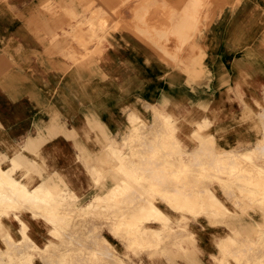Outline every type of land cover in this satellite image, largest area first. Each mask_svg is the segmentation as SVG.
<instances>
[{
	"label": "crops",
	"instance_id": "0c3cea01",
	"mask_svg": "<svg viewBox=\"0 0 264 264\" xmlns=\"http://www.w3.org/2000/svg\"><path fill=\"white\" fill-rule=\"evenodd\" d=\"M55 1L0 0V175L5 182L11 180L18 188L22 186L29 192L38 188L47 191L37 201L23 196L18 190L9 192L8 185L2 187L0 184V233L3 234L0 235V264H46L45 259L48 264H97L92 257L97 248L100 249V264H110L107 261L110 255L106 253L108 245L120 246L121 243L108 228L123 219L124 198L119 195L120 191H124L123 177L135 175L138 166L148 163L150 167H144L143 177L155 179L160 172L157 178H172L179 170L177 173L176 170H161V163H176L179 158L183 162L180 167L188 163L187 156L171 153L167 156L162 153L161 158L158 155L161 163L159 159L157 163L155 157L149 160L153 158L150 149L172 142L173 136L168 131L170 122L166 121L168 117L180 120L174 126L180 135L175 136V140L187 149L201 150L208 142L200 144L189 136L181 137V131L187 135L190 131L199 135L208 132L211 135L208 150L211 147L215 153L207 155L208 161H224L228 151L236 152L235 155L247 156L251 153L253 156L257 146L263 150L259 160L264 161V0H226L227 7L221 13H216L214 6L211 10L214 18L212 25L195 43L196 50L200 44L204 54L201 60L203 76L193 78L188 77V44L182 42L179 48L181 60L176 63L165 56L161 62L155 49L149 47L150 44L147 46L134 40L113 43L114 47H106L99 55L89 59L84 57L85 61L83 50L74 42L59 37L50 39L53 35L77 32V25L85 17L82 11L84 7H81L84 2L81 6L79 3L85 0ZM179 1L186 4L191 0ZM183 7L180 5V11ZM48 12L52 22L46 17ZM32 14L35 18L29 16ZM29 17L33 18V22L30 23L29 19H32ZM40 21L44 25L47 22V27L40 28L43 24ZM61 30L66 31L62 33ZM48 46L51 52L47 51ZM74 55L81 57L75 58ZM157 115L160 116L158 120ZM186 115H193V120H182ZM201 124L206 127L201 128ZM156 129H160V132ZM151 130L154 134H151ZM139 143L143 147L149 145L148 156H130V146ZM112 151L115 152L114 157L107 155ZM199 157L196 159L202 161L203 156ZM136 159L141 165L135 163ZM102 165H108L109 170ZM117 175L119 178H113ZM244 177L246 183L247 165ZM263 187L260 186L261 189ZM211 188L216 197H224L217 183ZM113 190L116 199L111 195L108 197ZM137 191H132L133 201L139 198L141 191ZM99 198L102 199L100 202L97 201ZM157 201L154 204L166 216L181 219L180 225L197 228V264H219L215 260L218 256L216 243L229 235L231 227L236 225L235 218L224 213L214 218L212 214L215 213L206 209L209 203L203 197L202 200L196 198L201 212L197 213L195 219L189 218V206L177 211L165 201ZM112 209L117 212L113 213ZM86 210L89 211L88 215H84ZM242 223L244 226L264 228V217L247 212ZM147 224L155 226L159 223L151 220ZM93 226L97 234L91 232ZM63 227L68 230L64 231ZM248 238L253 240L252 236ZM71 240L75 242L72 244ZM74 245L80 249L75 250ZM180 264H184L182 259Z\"/></svg>",
	"mask_w": 264,
	"mask_h": 264
},
{
	"label": "rangeland",
	"instance_id": "374dc122",
	"mask_svg": "<svg viewBox=\"0 0 264 264\" xmlns=\"http://www.w3.org/2000/svg\"><path fill=\"white\" fill-rule=\"evenodd\" d=\"M87 1L84 2L83 4V7H85L84 8L85 17L81 21V23L78 24L76 28L77 32L65 33L64 34L65 36L63 34H59L58 37L60 39H64L65 37V39L71 40L74 43H76L77 47H80L81 49L84 48L83 49L84 55L87 57V59H88V55L90 54L91 56H89V58L95 55H99L100 52L104 50L106 47H114L113 43H116L119 41L128 42L129 40L130 41L134 40V41L143 43L145 45H147V43L150 44L149 47L155 49L157 58L161 62L164 61V56H165L169 61H172L173 63L179 62L180 60L179 48H180L181 42L187 43L188 44L187 64L189 67L188 77H201L203 74V70L201 69L202 68L201 60L203 59L204 54H202L203 52L200 48V44H199L198 50H196V46L194 45L198 39H201V36L206 33L208 28L213 23L214 18L211 16V10L213 9L215 5L216 13L218 11H220L221 13L222 12L221 10L225 9L228 4L226 0H201L197 2V7L195 9V12H193L192 16L186 20V24L184 25V28H182V30L180 29L179 31H177V29L174 27V18H175V15H177L180 12V9H181L180 5H184L185 2H181L179 0H141L140 1L141 3L139 2V0H130V1L129 0H123V1L113 0V2L111 0H102V1L101 0H87ZM110 1L114 4V7H112L113 4H109L111 3ZM124 3L125 5L127 4V6H125ZM128 3H130V5ZM97 6H99V8ZM117 8L118 10H121L122 14L121 12L120 14H118L119 11L117 10ZM128 8L129 9L132 8V9L129 10ZM122 9L123 10L126 9V10L123 11ZM151 9H153V11ZM161 12H164L165 14ZM124 14L128 17H126ZM205 14L207 15L205 16ZM109 15L110 16L112 15L111 17L112 18L114 17V18L113 19L110 18ZM123 15L125 16V18ZM101 16H103L104 18ZM172 17L174 18L172 19ZM107 18H110V20H107ZM130 18L131 20H129ZM118 19L120 20L122 19L123 22L122 21L119 22ZM171 20L173 21L171 22ZM220 20L221 22L223 21V19H220ZM124 24H126L127 26ZM128 24H130V27L128 26ZM99 26L100 28H98ZM93 29H94V32H93ZM86 30H88V32ZM192 30L194 31L192 32ZM79 33L82 36H78L80 35ZM53 36H51V38L52 37L54 39L57 38L55 37L57 35H53ZM82 37L86 38L88 42L84 40ZM85 42L87 43L88 47L90 46V48L87 47ZM83 46H85L86 48ZM92 46H95V47H92ZM198 59L200 60L199 63H198L199 61ZM192 69L195 70L196 73ZM191 71L193 72V74ZM158 116L159 115H157V120H158ZM185 119L188 121H192L193 115H186L185 118L182 120H185ZM166 121L170 122V126H171V127L169 126L170 128L168 129V131L171 133V136H173L172 142L170 144L171 146L167 145V146H161L159 148L156 147V149L153 150V152L158 150V153H156L157 152L156 151L152 154V156L154 157V155L157 154L155 156L157 158L158 154L159 155H161L162 153L170 154V151H171L170 155L187 156V161L189 164H191V168H190L191 171H189L188 174L185 175L186 178L185 176L183 179L181 178V175L177 173V170L180 168L178 166H180V164H182L183 162H181L179 158V160L176 162L177 164L174 162L161 163V165H163L164 167V168L162 167L163 169H167L168 171H171V169L173 171L176 170L177 174L173 175L172 178L167 177V178L148 179V178L143 177L145 174L144 167H146L147 165L145 166L141 165L142 167L140 166L141 168L139 167V170L136 171L135 175L131 177H127L125 175V180H124L125 183H124V191H123L124 194L121 193V191L119 194L120 196L123 195L124 203L125 205H127V206L124 205L125 208L123 211V219L119 220L117 224H114L112 227L109 226L108 228L109 230L113 232L114 236L118 237L121 243H120V246H116L114 244L108 245L107 251H108V254L110 255L108 257V262L110 264H180L181 259H182L184 264H197L198 263V259H197L198 230L195 226L193 225L186 226L184 224L180 225L181 219L177 220V218L175 219L169 216H167L168 220H163L162 218L161 219L162 222H158L159 223L158 225L151 226V225H148L147 222L153 219H149L148 221H146L147 219H143L142 211L144 207L148 204L147 203L148 200L152 202H155V201L158 202L157 200H163L171 208L177 211L181 210V207H185L186 209V207L189 206L190 207V209H188L189 218L195 219L197 213L201 212V208L199 207V205H197L199 207L198 208L196 204H194L196 203L197 196L200 195L201 197H204L203 198L204 200L211 202L209 198L212 196V194L215 195L214 190L211 187L214 183H217V186L223 191L224 197L223 198L219 197L222 201L218 198L223 205L220 206L218 210H216L217 212L215 214H212V215L215 218V217H218L219 215H223L224 213L230 217H234L236 225L231 227V232H229V235L225 239H221L220 241L216 243L217 248H218V256L216 257L217 259L215 258V260L219 264H264V240H263L264 239V228L263 226L251 227V226H244L242 223L245 213L247 212L250 213L252 211L256 215L262 214V216L264 217V196L261 194V192L264 191V187L262 189L260 188L261 185H264V161L259 160L260 153H261L260 146L259 147L257 146L256 149L253 151V156L250 155L251 153H248L247 156H244V155H235L236 152L228 151L225 156L226 160L208 161L207 155L209 153L210 154L215 153V151L213 152L211 150V147H210V150H208L210 146L209 143H211L209 142L211 141V135L208 134V132L207 133L203 132L202 135H199V134H196L195 131H190V134L187 135V133L183 134V131H181L182 132L181 137L189 136V138L198 140L200 144L205 141L208 142L207 146L204 149H201L199 151H196V149H187L186 146L181 145L180 141L175 140V136L179 137L180 135L179 133H177L178 130L174 128V126L180 120L171 116V118L168 117ZM204 125L205 124H203V126ZM203 126H200V127L202 128ZM162 133L164 134L165 132L162 131ZM158 135L159 134L157 132V136ZM141 146L142 145L140 144L132 146L131 148L132 153L130 151V156H133V157L140 156L141 157L143 153L145 154V151L147 154L148 147H146V150H145V147L142 149ZM163 149L165 150V152L166 151L167 152L164 153ZM135 151L136 152L138 151L137 156H136ZM190 151L192 154L189 153ZM202 151L205 154H203ZM196 153H198V157L203 156L202 161L201 160L199 161V159H196L197 157L195 156ZM109 155H113L114 157L115 152L114 151H112V153L109 152ZM165 164H168L169 166L167 165V168H166V166H164ZM246 165H247V169L249 170H248L247 182L245 183L243 179L245 180L244 173H245ZM248 165L252 166L253 169H255L256 171L253 170L251 172L250 171L251 167H249ZM195 169L196 170L200 169L201 174H203L204 176L203 177H201V175L196 176L194 172ZM253 179L255 181H253ZM151 180L152 182H155V183L150 182ZM165 180H167V182L169 183H167ZM127 181L131 184L130 187H128L129 183H127L128 185L126 184ZM183 182L184 183L186 182L185 184H188L187 185L188 187L183 186L184 184ZM255 187L257 188L255 189ZM132 188L136 191L137 189L141 191L139 197L142 199L138 198V200L133 201L132 199L133 189ZM191 188H193V190ZM125 193H128V194H125ZM243 193L244 195L241 198V195ZM111 194H114V197H115L114 190L112 193L109 192L108 197ZM142 194L146 195V198H144L145 196H143ZM128 197L130 200L128 199ZM164 198H169L168 200L170 202H167L166 199ZM97 200L98 202H100L102 199L100 200L99 198ZM137 201L138 202L140 201V202L138 203ZM133 205L134 206L137 205V206L134 208ZM132 207L133 209H131ZM222 208H224L223 209L224 211L222 210ZM130 210H134V211H130ZM85 213L86 215H88L89 211L86 210ZM92 214H93V211H92ZM127 215L128 217L129 215L131 218L133 217V221L130 217L128 219ZM146 217L147 216H145L144 218ZM130 219L131 221H129ZM137 220L141 222H138ZM183 221L185 222L186 220L184 219ZM138 223L140 225H137ZM151 228L152 229L155 228L157 229V231H152ZM119 230H120V233H118ZM91 232H93V234L96 232V228L94 229V226ZM254 232L257 235L254 234ZM248 236H252L253 240H249ZM134 238H137L138 240L135 239L136 240L135 241ZM149 240L152 242L150 243ZM152 243L155 244V247L152 246L153 245ZM99 250L100 249L97 248L96 254L95 253L92 254L93 259L97 260V264H100ZM190 252H192L193 254L190 255ZM246 254H248L250 258H248ZM241 259H242V262H241Z\"/></svg>",
	"mask_w": 264,
	"mask_h": 264
},
{
	"label": "bare ground",
	"instance_id": "6f19581e",
	"mask_svg": "<svg viewBox=\"0 0 264 264\" xmlns=\"http://www.w3.org/2000/svg\"><path fill=\"white\" fill-rule=\"evenodd\" d=\"M56 1H57V0H56ZM56 1H55V3H56ZM68 1H69V0H68ZM86 1H87V0H86ZM86 1H81V2L79 3L80 6H81V3H82V2H86ZM101 1H102V0H101ZM111 1L113 2V0H111ZM111 1H110V2H111ZM122 1H123V0H122ZM129 1H130V0H129ZM140 1H141V0H139V2H140ZM43 2H44V1H43ZM87 2H88V1H87ZM103 2H104V1H103ZM112 2L109 3V4H113ZM127 2H128V1H127ZM139 2H138V3H139ZM198 2H199V1H198ZM238 2H239V1H238ZM77 3H78V2H77ZM90 3H91V2H90ZM140 3H141V2H140ZM140 3H139V4H140ZM39 4H40V3H39ZM41 4H42V3H41ZM41 4H40V5H41ZM83 4H84V3H83ZM103 4H104V3H103ZM109 4H108V5H109ZM128 4L130 5V3H128ZM132 4H133V3H132ZM181 4H182V3H181ZM232 4H233V3H232ZM232 4H231V5H232ZM124 5H125V3H124ZM134 5H135V4H134ZM134 5H133V6H134ZM142 5H143V4H142ZM217 5H218V4H217ZM105 6H106V5H105ZM122 6H123V5H122ZM125 6H127V4H126ZM131 6H132V5H131ZM214 6H215V5H214ZM219 6H220V5H219ZM57 7H58V6H57ZM70 7H71V6H70ZM81 7L83 8V6H81ZM88 7H89V6H88ZM97 7L99 8V6H97ZM106 7H107V6H106ZM109 7H110V6H109ZM112 7H114V4H113ZM129 7H130V6H129ZM196 7H197V0H191V1H188L186 4H184V7H183L182 11H180L177 15H175V18L172 17V19L174 18V27L177 29V31H179L180 29L184 28V25L186 24V20L189 19V18L192 16L193 12H195ZM204 7H205V6H204ZM84 8H85V7H84ZM119 8H120V7H119ZM121 8H122V7H121ZM125 8H126V7H125ZM140 8H141V7H140ZM72 9H73V8H72ZM105 9H106V8H105ZM113 9H115V8H113ZM128 9H129V8H128ZM131 9H132V8H130L129 10H131ZM201 9H202V8H201ZM213 9H214V7H213ZM67 10H68V8H67ZM67 10H66V11H67ZM80 10H81V9H80ZM83 10H84V9H82V11H83ZM117 10H118V8H117ZM122 10H123V9H122ZM125 10H126V9H125ZM125 10H123V11H125ZM151 10L153 11V9H151ZM156 10H157V9H156ZM29 11H30V10H29ZM40 11H41V10H40ZM40 11H39V13H40L41 15H43L44 13L42 14ZM44 11H45V10H44ZM49 11H50V10H49ZM72 11H73V10H72ZM82 11H81V12H82ZM94 11H95V10H94ZM94 11H93V12H94ZM113 11H114V10H113ZM118 11H119V12H118ZM118 11H117L118 14H120L121 10H118ZM127 11H128V10H127ZM127 11H126V12H127ZM139 11H140V10H139ZM159 11H160V10H159ZM213 11H214V10H213ZM31 12H32V11H31ZM31 12H30V13H31ZM35 12H36V11H35ZM45 12H46V11H45ZM50 12H52V11H50ZM50 12H48V13H47L48 16H46V17H48V20H50V19H49V16H51V15H49ZM93 12H92V13H93ZM96 12H97V11H96ZM111 12H112V11H111ZM114 12H115V11H114ZM117 12H116V13H117ZM204 12H205V11H204ZM36 13H37V12H36ZM39 13H37V14H39ZM94 13H95V12H94ZM135 13H136V12H135ZM135 13H134V14H135ZM154 13H155V12H154ZM161 13H164V12H161ZM53 14H54V13H53ZM65 14H66V13H65ZM67 14H68V13H67ZM90 14H91V12H90ZM121 14H122V12H121ZM129 14H130V12H129ZM164 14H165V13H164ZM199 14H200V13H199ZM74 15H75V14H74ZM92 15H93V14H92ZM92 15H91V16H92ZM106 15H107V14H106ZM124 15H125V14H124ZM124 15H123V16H124ZM131 15H132V14H131ZM200 15H201V14H200ZM206 15H207V14H205V16H206ZM29 16H34V18H35V15H33V14H32V15H29ZM38 16H39V15H37L36 17L38 18ZM54 16H55V15H54ZM54 16H53V18H54ZM64 16H65V15H64ZM70 16H71V15H70ZM109 16H110V15H109ZM111 16H112V15H111ZM111 16H110V18H112ZM118 16H119V15H118ZM125 16H126V15H125ZM125 16H124V18H125ZM203 16H204V15H203ZM41 17H43V16H41ZM101 17H103V16H101ZM105 17H106V16H105ZM115 17H116V15H115ZM126 17H128V16H126ZM29 18L32 19V21L29 19L30 23L33 22V18H32V17H29ZM39 18H40V16H39ZM62 18H63V17H62ZM103 18H104V17H103ZM110 18H107V20H110ZM113 18H114V17H113ZM113 18H112V19H113ZM124 18H123V19H124ZM131 18H132V17H131ZM131 18H130L129 20H131ZM160 18H161V17H160ZM198 18H199V16H198ZM205 18H206V17H205ZM209 18H210V17H209ZM65 19H66V18H65ZM154 19H155V18H154ZM162 19H163V18H162ZM203 19H204V18H203ZM25 20H26V22H27V19H26V18H25ZM25 20H24V21H25ZM46 20H47V19H46ZM51 20H53V19H51ZM51 20H50V21H51ZM61 20H62V19H61ZM69 20H70V19H69ZM89 20H90V19H89ZM96 20H97V19H96ZM118 20H119V22L122 21V19H121V20L118 19ZM126 20H127V18H126ZM163 20H164V19H163ZM37 21H38V20H36V22H37ZM42 21H43V20H42ZM42 21H40V22H42ZM44 21H45V19H44ZM54 21H55V20H54ZM116 21H117V20H116ZM172 21H173V20H171V22H172ZM197 21H198V20H197ZM40 22H38V23H40ZM51 22H52V21H51ZM51 22H50V24H51ZM63 22H64V20H63ZM63 22L61 21V23H63ZM65 22H67V21H65ZM119 22H118V23H119ZM122 22H123V21H122ZM122 22H121V23H122ZM151 22H152V21H151ZM165 22H167V21H165ZM42 23H43V22H42ZM46 23H47V22H45V25H46ZM54 23H55V22H54ZM57 23H58V22H57ZM61 23L59 22V25H60ZM78 23H79V22H78ZM106 23H108V22H106ZM203 23H204V22H203ZM33 24H34V23H33ZM35 24L38 25V26L40 25V24H37V23H35ZM66 24H67V23H66ZM92 24H93V23H92ZM98 24H100V23H98ZM122 24H123V23H122ZM160 24H161V23H160ZM166 24H167V23H166ZM195 24H196V23H195ZM200 24H201V23H200ZM208 24H209V23H208ZM208 24H207V25H208ZM36 25H35V26H36ZM45 25H44V23H43V24L41 25L40 28H43ZM52 25H53V23H52ZM52 25H51V26H52ZM59 25H58V26H59ZM68 25H69V24H68ZM68 25H67V26H68ZM73 25H74V24H73ZM76 25H77V24H76ZM76 25H75V27H76ZM106 25H107V24H106ZM124 25H126V24H124ZM201 25H202V24H201ZM201 25H200V26H201ZM207 25H206V26H207ZM29 26H31V25H29ZM55 26H56V25H55ZM77 26H78V25H77ZM94 26H95V25H94ZM116 26H117V25H116ZM119 26H121V25H119ZM126 26H127V25H126ZM128 26L130 27V24H128ZM138 26H139V25H138ZM46 27H47V25H46ZM46 27H45V29H44L45 32H46V30H47ZM48 27H49V26H48ZM65 27H66V25H65ZM101 27H102V26H101ZM140 27H141V26H140ZM142 27H143V26H142ZM204 27H205V26H204ZM32 28H33V27H32ZM35 28H36V27H35ZM35 28H34V29H35ZM51 28H52V27H51ZM51 28H50V29H51ZM53 28H54V27H53ZM76 28H77V27H76ZM98 28H100V26H99ZM124 28H125V27H124ZM48 29H49V28H48ZM54 29H55V28H54ZM59 29H60V28H59ZM95 29H96V28H95ZM193 29H195V28H193ZM51 30H52V29H51ZM68 30H69V29H68ZM72 30H73V28H72ZM98 30H99V29H98ZM100 30H101V29H100ZM31 31H32V30H31ZM47 31H48V30H47ZM49 31H50V30H49ZM63 31H66V30H63ZM63 31L61 30L60 32L63 33ZM80 31H81V30H80ZM86 31L88 32V30H86ZM95 31H96V30H95ZM193 31H194V30H192V32H193ZM45 32H44V33H45ZM87 32H86V33H87ZM93 32H94V29H93ZM48 33H49V32H48ZM72 33H73V32H72ZM80 33H81V32H80ZM80 33H79V34H80ZM86 33H85V34H86ZM188 33H189V32H188ZM81 34H82V33H81ZM81 34L78 35V36H82ZM83 34H84V32H83ZM87 34H88V33H87ZM193 34H194V33H193ZM63 35H64V34H63ZM73 35H74V34H73ZM41 36H42V35H41ZM41 36H39V37H41ZM64 36H65V35H64ZM75 36H76V34H75ZM135 36H136V35H135ZM193 36H194V35H193ZM36 37H37V36H36ZM42 37H43V36H42ZM53 37H54V36H53ZM53 37H52V38H53ZM55 37H58V35L55 36ZM84 37H85V36H84ZM191 37H192V36H191ZM49 38H50V37H49ZM52 38H50V39H52ZM67 38H68V37H67ZM80 38H81V37H80ZM82 38H83V37H82ZM189 38H190V37H189ZM55 39H56V38H55ZM57 39H58V38H57ZM69 39H70V38H69ZM76 39H77V38H76ZM78 39H79V38H78ZM83 39L86 40V38H83ZM95 39H96V38H95ZM95 39H94V40H95ZM48 40H49V39H48ZM61 40H62V39H61ZM61 40H60V41H61ZM63 40H65V37H64ZM79 40H80V39H79ZM144 40H145V39H144ZM66 41H67V40H66ZM69 41H71V40H69ZM82 41H83V40H82ZM86 41L88 42V40H86ZM72 42H73V41H71V43H72ZM188 42H189V41H188ZM52 43L54 44V42H52ZM52 43H51V46H53ZM67 43H68V42H67ZM71 43H70V44H71ZM90 43H92V42H90ZM57 44H58V43H57ZM75 44H76V43H75ZM85 44L87 45L86 42H85ZM93 44H94V43H93ZM147 44H148V43H147ZM185 44H186V43H185ZM198 44H199V43H198ZM68 45H69V43H68ZM89 45H90V44H89ZM148 45H149V44H148ZM193 45H194V44H193ZM69 46H70V45H69ZM73 46H74V45H73ZM73 46H72V47H73ZM194 46H195V45H194ZM62 47H64V46H62ZM62 47H61V48H62ZM74 47H76V45H75ZM74 47H73V48H74ZM83 47H85V46H83ZM87 47H88V45H87ZM92 47H95V46H92ZM185 47H186V46H185ZM52 48H54V47H52ZM52 48H51V50H52ZM56 48H57V47H56ZM70 48H71V47H70ZM73 48H72V49H73ZM85 48H86V47H85ZM88 48H90V46H89ZM49 49H50V46H48V50H47V51H50ZM83 49H84V48H83ZM83 49H82V50H83ZM153 49H154V48H153ZM70 50H71V49H70ZM76 50H77V49H76ZM78 50H80V49L78 48ZM92 50H94V49H92ZM184 50H185V49H184ZM186 50H188V49L186 48ZM53 51H54V50H53ZM55 51H56V50H55ZM57 51H59V48H58ZM83 51H84V50H83ZM83 51H81V52L84 53ZM86 51H87V50H86ZM44 52H46V51H44ZM50 52H51V51H50ZM87 52H88V51H87ZM180 52H181V51H179V54H180ZM198 52H199V51H198ZM55 53H56V52H55ZM58 53H59V52H58ZM76 53H77V52H76ZM85 53H86V52H85ZM182 53H183V52H182ZM185 54H186V53H185ZM185 54H184V55H185ZM202 54H203V53H202ZM49 55H50V53H49ZM81 55H82V54H81ZM74 56H75V55H74ZM89 56H91V54L88 55V59H89ZM72 57H73V56H72ZM76 57H77V56H75V58H76ZM78 57H79V56H78ZM78 57H77V58H78ZM80 57H81V56H80ZM80 57H79V58H80ZM200 57H201V56H200ZM200 57H199V59H200ZM83 58H84V56H83ZM83 58H82V59H83ZM85 58H87V57L85 56ZM85 58H84V59H85ZM194 58H195V57H194ZM84 59H83V60H84ZM177 59H178V58H177ZM199 59H198V60H199ZM165 60H166V59H165ZM180 60H181V59H180ZM198 60H197V61H198ZM80 61H81V60H80ZM85 61H86V59H85ZM191 61H193V60H191ZM188 62H189V61H188ZM199 62H200V60L198 61V63H199ZM76 63H78V62H76ZM82 63H83V62H82ZM193 64H194V62H193ZM193 66H194V65H193ZM184 68H185V67H184ZM192 68H193V67H192ZM190 69H191V68H190ZM193 69H194V68H193ZM193 69H192V70H193ZM185 70H186V69H185ZM198 70H199V69H198ZM189 71H190V70H189ZM191 72H192V71H191ZM195 73H196V71H195ZM192 74H193V72H192ZM185 75H186V74H185ZM202 76H203V74H202ZM192 78H193V77H192ZM185 79H187V78H185ZM196 79H197V78H196ZM198 80H199V79H198ZM184 81H185V80H184ZM191 81H192V80H191ZM194 81H195V80H194ZM195 82H196V81H195ZM159 117H160V116H159ZM129 118H130V117H129ZM50 120H53V119L51 118ZM157 124L159 125V123H157ZM150 125H151V124H150ZM150 125H148V126H150ZM162 125H163V124H162ZM50 126H51V125H50ZM53 126H54V125H53ZM53 126H51V127H53ZM155 126H156V125H155ZM201 126H202V124H201ZM160 127H161V126H160ZM204 127H206V126H204ZM54 128H56V127H54ZM138 128H139V127H138ZM153 128H154V127H153ZM49 129H50V128H49ZM150 129H152V128H150ZM150 129H149V131H150ZM261 129H262V128H261ZM47 130H48V129H47ZM52 130H54V129H52ZM68 130H69V129H68ZM129 130H130V129H129ZM152 130H153V129H152ZM152 130H151V134H154V133L152 132ZM157 130H158V129H156L155 131H157ZM159 130H160V129H159ZM159 130H158V131H159ZM50 131H51V129H50ZM162 131H163V130H162ZM52 132H53V131H52ZM58 132H59V131H58ZM70 132H71V131H70ZM72 132H73V131H72ZM159 132H160V131H159ZM136 133H137V132H136ZM130 135H132V134H130ZM50 136H51V135H50ZM154 136H155V135H154ZM154 136H153V137H154ZM161 136H162V135H160V138H161ZM140 137H141V136H140ZM145 137H146V136H145ZM142 138H144V137L142 136ZM130 139H131V138H130ZM132 140H133V138H132ZM155 140H156V139H155ZM155 140L152 141V142H155ZM159 140L161 141V139H159ZM168 140H169V139H168ZM26 141H27V140H26ZM135 141H136V140H135ZM145 141H146V140H144V146L147 145V144H145ZM147 141H148V140H147ZM150 141H151V140H150ZM165 141H167V140H165ZM124 142H125V141H124ZM139 142H141V141H139ZM163 142H164V141H163ZM197 142H198V141H197ZM38 143H39V142H38ZM148 143H149V142H148ZM150 143H151V142H150ZM150 143H149V144H150ZM158 143H159V142H158ZM166 143H167V142H166ZM139 144H140V143H139ZM141 144H142V143H141ZM156 144H157V140H156ZM156 144H155V145H156ZM159 144H160V143H159ZM161 144H162V142H161ZM121 145H122V144H121ZM157 145H158V144H157ZM167 145H168V144H167ZM210 145H211V144H210ZM104 146H105V145H104ZM150 146H153V145H150ZM170 146H171V145H170ZM141 147H142V149L144 148L143 146H141ZM131 148H132V146H130V148H129L130 151H131V153H132V149H131ZM148 148H149V145H148ZM148 148H147V149H148ZM150 148H152V147H150ZM158 148H159V147H158ZM204 148H205V147H204ZM253 148H254V147H253ZM155 149H156V148H154V149H150V150L153 151V150H155ZM145 150H146V147H145ZM145 150H144V151H145ZM148 150H149V149H148ZM150 150H149V151H150ZM159 150H160V149H159ZM205 150H206V149H205ZM104 151H105V150H104ZM116 151H117V150H116ZM149 151H148V152H149ZM156 151H157V152H156ZM156 151H154V152L158 153V150H156ZM163 151H164V153L167 152V151L165 152L164 149H163ZM169 151H170V150H169ZM196 151H199V150L196 149ZM214 151H215V150H214ZM214 151H213V152H214ZM261 151H263V150H261ZM105 152H106V151H105ZM135 152H136V151H135ZM137 152H138V151H137ZM137 152H136V156H137ZM154 152H153V153H154ZM160 152H161V151H160ZM111 153H112V152H111ZM150 153H151V152H150ZM153 153H152V154H153ZM170 153H171V151H170ZM189 153H191V151H190ZM199 153H201V152H199ZM202 153H203V151H202ZM221 153H223V152H221ZM258 153H259V151H258ZM104 154H105V153H104ZM143 154H144V153H143ZM145 154H146V151H145ZM172 154H173V153H172ZM191 154H192V153H191ZM203 154H205V153H203ZM207 154H208V152H207ZM207 154H206V155H207ZM211 154H212V153H211ZM236 154H237V153H236ZM18 155H19V154H18ZM107 155H109V153H108ZM132 155H133V154H132ZM138 155H139V153H138ZM156 155H157V154H156ZM156 155H154V157H155ZM158 155H159V154H158ZM162 155H163V154H162ZM164 155H166V154H164ZM188 155H189V154H188ZM222 155H223V154H222ZM258 155H259V154H258ZM260 155H261V153H260ZM15 156H16V155H14V157H15ZM112 156H113V155H112ZM123 156H124V155H123ZM146 156H148V154H147ZM166 156H167V155H166ZM189 156H190V155H189ZM197 156H198V155H197ZM18 157H19V156H18ZM125 157H126V156H125ZM132 157H133V156H132ZM138 157L140 158V156H138ZM138 157H136V158H138ZM142 157L144 158V156H142ZM154 157H153V158H149V160H150V159H155V158H156V157H155V158H154ZM190 157H191V156H190ZM194 157H195V156H194ZM12 158H13V157H12ZM102 158L104 159V156H103ZM115 158H116V156H115ZM119 158H120V157H119ZM134 158H135V157H134ZM143 158H142V160H143ZM145 158H148V157H145ZM159 158H161V155H160ZM159 158H158V156H157L156 159H159ZM199 158H200V157H199ZM205 158H206V157H205ZM205 158H204V160H205ZM257 158H258V157H257ZM19 159H20V158H19ZM99 159H100V158H99ZM121 159H122V158H121ZM20 160H21V159H20ZM96 160H97V159H95V161H96ZM105 160H107V159H105ZM114 160H115V159H114ZM114 160H112V161H114ZM133 160H134V159H133ZM136 160H137V162H135V163L138 164V163H139V162H138V159H136ZM136 160H135V161H136ZM146 160H147V159H146ZM146 160H145V162H146ZM160 160H161V159H159V161H160ZM200 160H201V159H200ZM200 160H199V161H200ZM23 161H24V160H23ZM27 161H28V160H27ZM100 161H102V160H100ZM157 161H158V160H157ZM242 161H243V160H242ZM244 161H245V160H244ZM103 162H104V160H103ZM103 162H102V163H103ZM127 162H128V161H127ZM142 162H143V161H142ZM165 162H166V161H165ZM246 162H247V161H246ZM96 163H98V162H96ZM143 163H144V162H143ZM151 163H152V161L150 162V164H151ZM154 163L156 164V161H154ZM157 163H158V162H157ZM159 163H161V161H160ZM197 163H198V162H197ZM239 163H240V161H239ZM106 164H107V161H106ZM115 164H116V163H115ZM139 164L141 165V163H139ZM176 164H177V163H176ZM242 164H243V163H242ZM25 165H26V164H25ZM31 165H32V164H31ZM145 165H148V163H147V164L144 163V165H142V166H145ZM166 165H168V164H166ZM170 165H171V164H170ZM196 165H197V164H196ZM205 165H206V164H205ZM94 166H95V165H94ZM99 166H100V165H99ZM102 166H104V165H102ZM142 166H141V167H142ZM164 166H165V165H164ZM168 166H169V165H168ZM237 166H238V165H237ZM239 166H240V165H239ZM248 166H249V165H248ZM106 167H107V168H106ZM106 167L104 166V168H106V169L109 168L108 165H107ZM138 167H140V166H138ZM138 167H137V168H138ZM141 167H140V168H141ZM148 167H150V166H147V168H148ZM154 167H155V166H154ZM154 167H153V168H154ZM156 167H157V164H156ZM161 167H163V166H161ZM178 167H180V166H178ZM220 167H221V166H220ZM249 167H251V166H249ZM92 168H93V167H92ZM95 168H96V167H95ZM101 168H102V167H101ZM111 168L113 169V167L110 166V169H111ZM151 168H152V164H151ZM163 168H164V167H163ZM163 168L161 169V168L159 167V169H161V170H164ZM166 168H167V166H166ZM190 168H191V164H189V163H185V164L182 165V167H180V168L178 169V170H179V175H181V178H182V179L184 178V176H185L186 174H188L189 171H191ZM193 168H194V167H193ZM261 168H262V167H261ZM38 169H39V168H38ZM106 169H105V170H106ZM117 169H118V168H117ZM117 169H116V170H117ZM120 169H121V168H120ZM125 169H126V168H125ZM142 169H143V168H142ZM156 169H157V168H155V170H156ZM169 169H171V168H169ZM212 169H213V168H212ZM250 169H251V168H250ZM91 170H92V169H91ZM93 170H96V171H97V170H100V169H94V168H93ZM108 170H109V169H108ZM140 170H141V169H140ZM149 170H150V169H149ZM149 170H148V171H149ZM152 170H154V169H152ZM155 170H154V172H155ZM157 170H158V169H157ZM166 170H167V169H166ZM171 170H172V169H171ZM193 170H194V169H193ZM248 170H249V169H247V171H248ZM251 170L253 171V170H255V169H251ZM260 170H262V169H260ZM32 171H33V170H32ZM34 171H35V170H34ZM39 171H40V170H39ZM100 171H101V170H100ZM106 171H107V170H106ZM127 171H128V170H127ZM148 171H146V173H147L148 175H149V174L151 175V173H148ZM150 171H151V170H150ZM158 171H160V170H158ZM172 171H173V170H172ZM195 171H196V169H195ZM225 171H226V170H225ZM252 171H251V172H252ZM255 171H256V170H255ZM91 172H92V171H91ZM110 172H112V171H110ZM129 172H130V171H129ZM129 172H128V173H129ZM151 172H152V171H151ZM4 173H5V172H4ZM36 173L38 174V172H36ZM40 173H41V172H40ZM51 173H54V172H51ZM92 173H93V172H92ZM99 173H100V172H98L97 174H99ZM157 173H158V172H157ZM157 173H156V174H157ZM159 173H160V172H159ZM159 173H158V174H159ZM219 173H220V172H219ZM221 173H222V171H221ZM226 173H227V172H226ZM100 174H101V173H100ZM111 174H112V173H111ZM116 174H119V173L117 172ZM122 174H123V173H122ZM158 174H157V177H158ZM39 175H40V174H39ZM52 175H53V177H54V174H52ZM108 175H109V174H108ZM113 175H115V174H113ZM132 175H134V174H132ZM195 175H196V176L201 175V177L204 176L203 174H201V170H200V169H199V171H197V172L195 173ZM93 176H94V174H93ZM100 176H101V175H100ZM122 176H123V175H122ZM151 176H152V175H151ZM154 176H156L155 173H154ZM159 176H160V174H159ZM245 176H246V175H245ZM46 177H47V176H46ZM94 177H95V176H94ZM116 177H118V175L115 176V179H117ZM120 177H121V176H120ZM157 177H156V178H157ZM242 177H243V176H242ZM39 178H40V176H39ZM57 178H58V177H57ZM57 178H55V179H57ZM92 178H93V177H92ZM101 178H102V177H101ZM118 178H119V177H118ZM123 178H124V180H125V176H124ZM126 178H127V177H126ZM185 178H186V176H185ZM45 179H46V178H45ZM53 179H54V178H53ZM58 179H60V178H58ZM121 179H122V178H121ZM131 179H132V178H131ZM208 179H209V178H208ZM60 180H61V179H60ZM119 180H120V179H119ZM119 180H118V181H119ZM134 180H135V179H134ZM232 180H233V179H232ZM48 181H49V179H48ZM53 181H54V180H53ZM93 181H94V179H93ZM96 181H97V180H96ZM96 181H95V183H96ZM114 181H116V180H114ZM165 181L167 182V180H165ZM217 181H218V180H217ZM243 181H245V180L243 179ZM253 181H255V180L253 179ZM40 182H41V181H40ZM40 182H38V183H40ZM49 182H50V181H49ZM59 182H60V181H59ZM97 182H98V181H97ZM119 182H120V181H119ZM132 182H133V181H132ZM135 182H137V181H135ZM150 182H152V180H151ZM166 182H164V183H166ZM221 182H222V181H221ZM233 182H234V181H233ZM42 183H43V182H42ZM42 183H41V184H42ZM61 183H62V182H61ZM116 183H117V182H116ZM124 183H125V182H124ZM152 183H155V182H152ZM167 183H169V182H167ZM226 183H227V182H226ZM241 183H242V182H241ZM248 183H249V182H248ZM252 183H254V182H252ZM255 183H256V182H255ZM0 184H1L2 187L5 186V185H8V188H10V189H8V191H9V190H13V191L18 190L20 193H23V196L31 197V198H33V199H35V200H37V199H38V200L42 199L41 194L47 193V191H42L43 188H38L37 191H33V192H29V191H27V190H26L24 187H22V186H20V187L18 188V187H17L18 185H16V184H15L14 182H12L11 180L8 181V182H5V181L3 180V178H2L1 175H0ZM63 184H64V183H63ZM99 184H100V183H99ZM126 184H127V182H126ZM132 184H133V183H132ZM170 184H171V183H170ZM232 184H234V183H232ZM38 185H40V184H38ZM38 185H37V186H38ZM58 185H59V184H58ZM127 185H128V184H127ZM130 185H131V184L129 183V186H128V187H130ZM133 185H134V184H133ZM153 185H154V184H153ZM187 185H188V184H187ZM228 185H230V184H228ZM238 185H239V184H238ZM61 186H62V185H61ZM118 186H120V185H118ZM134 186H135V185H134ZM134 186H133V187H134ZM156 186H158V185H156ZM184 186H186V184H184ZM194 186H195V185H194ZM41 187H42V185H41ZM43 187H44V186H43ZM58 187H59V186H58ZM135 187H136V186H135ZM171 187H172V186H171ZM176 187H177V186H176ZM187 187H188V186H187ZM191 187H192V186H191ZM44 188H46V185H45ZM50 188H51V187H50ZM59 188H61V187H59ZM109 188H110V187H109ZM199 188H200V187H199ZM107 189H108V188H107ZM132 189H133V188H132ZM132 189H131V191H132ZM156 189H157V188H156ZM160 189H162V188H160ZM191 189L193 190V188H191ZM195 189H196V187H195ZM205 189H206V188H205ZM58 190H59V189H58ZM114 190H115V189H114ZM138 190H139V189H138ZM154 190H155V189H154ZM177 190H178V189H177ZM201 190H202V189H201ZM2 191H4V190H2ZM6 191H7V190H6ZM133 191H134V190H133ZM187 191H189V190H187ZM194 191H195V190H194ZM9 192H10V191H9ZM53 192H54V191H53ZM56 192H57V189H56ZM126 192H127V191H126ZM137 192H138V191H137ZM157 192H158V191H157ZM183 192H184V191H183ZM183 192H182V193H183ZM0 193H1V192H0ZM11 193H12V192H11ZM111 193H112V192H111ZM117 193H118V192H117ZM121 193L124 194V192H121ZM131 193H132V192H131ZM140 193H141V192H140ZM182 193H181V194H182ZM187 193H188V192H187ZM192 193H194V192H192ZM5 194H6V193H5ZM8 194H9V193H8ZM51 194H52V193H51ZM54 194H55V193H54ZM108 194H109V193H108ZM125 194H128V193H125ZM261 194L264 196V191L261 192ZM9 195H10V194H9ZM19 195H20V194H19ZM67 195H68V194H67ZM142 195L145 196L144 198H146V195H144V194H142ZM191 195H192V194H191ZM229 195H230V194H229ZM243 195H244V193L241 195V198L243 197ZM253 195H254V194H253ZM14 196H15V195H14ZM98 196H99V195H98ZM111 196H114V194H111ZM122 196H123V195H122ZM124 196H125V195H124ZM127 196H128V195H127ZM163 196H164V195H163ZM230 196H231V195H230ZM62 197H63V196H62ZM129 197H130V196H129ZM129 197H128V199H129ZM137 197H138V196H137ZM197 197H198L199 199L202 200V197H201V198H200V196H197ZM226 197H227V196H226ZM6 198H7V197H6ZM17 198H18V197H17ZM95 198H96V196H95ZM120 198H121V197H120ZM134 198H136V197H134ZM169 198H170V197H169ZM169 198H164V199H166L167 202H170V201L168 200ZM203 198H204V197H203ZM22 199H24V198H22ZM33 199H32V200H33ZM61 199H62V198H61ZM66 199H67V198H66ZM113 199H116V197L113 198ZM117 199H118V198H117ZM121 199H122V198H121ZM139 199H142V198L139 197ZM245 199H246V198H245ZM1 200H2V199H1ZM5 200H6V199H5ZM5 200H4V201H5ZM32 200H31V201H32ZM38 200H37V201H38ZM43 200H44V199H43ZM100 200H101V198H100ZM119 200H120V199H119ZM129 200H130V199H129ZM129 200H128V202H129ZM136 200H137V199H136ZM147 200H148V199H147ZM174 200H175V199H174ZM209 200H211V202L208 201L209 206H207L206 209H207V210H210V212L216 213V212H217L216 210H218L219 207L223 205V204L220 202V200L218 199V197H216L214 194H212V196L209 198ZM228 200H229V199H228ZM10 201H11V199H10ZM16 201H17V200H16ZM18 201H19V200H18ZM23 201H24V200H23ZM97 201H98V200H97ZM121 201H122V200H121ZM123 201H124V200H123ZM144 201H145V200H144ZM204 201H205V200H204ZM11 202H12V201H11ZM24 202H25V201H24ZM27 202H29V199H28ZM112 202H113V200H112ZM116 202H117V201H116ZM137 202H138V201H137ZM139 202H140V201H139ZM139 202H138V203H139ZM249 202H250V201H249ZM33 203H34V202H33ZM104 203H106V202H104ZM117 203H118V202H117ZM133 203H134V202H133ZM141 203H142V202H141ZM147 203H148V204H147V205L144 207V209H143L144 212L142 211V213H143V214H142L143 219H147L146 221H148L149 219H153V220L156 221V222H162V221H161L162 218H163V220H168V219H167V216H166V215H165V214H164V213L158 208L157 205L154 204V202L148 200ZM27 204H28V203H27ZM37 204H38V203H37ZM194 204H196V206L198 205V203H194ZM237 204H238V203H237ZM0 205H1V204H0ZM6 205H7V204H6ZM56 205H57V204H56ZM56 205H55V206H56ZM89 205H90V204H89ZM120 205H121V202H120ZM124 205H125V203H124ZM131 205H132V204H131ZM139 205H140V204H139ZM201 205H202V204H201ZM206 205H207V204H206ZM15 206H18V205H15ZM27 206H28V205H27ZM29 206H30V205H29ZM57 206H58V205H57ZM57 206H56V207H57ZM62 206H63V205H62ZM114 206H116V205L114 204ZM118 206H119V203H118ZM122 206H123V205H122ZM125 206H127V205H125ZM133 206H134V205H133ZM136 206H137V205H136ZM136 206H134V208H135ZM191 206H192V205H191ZM204 206H205V205H204ZM25 207H26V206H25ZM56 207H55V208H56ZM67 207H68V206H66L65 209H67ZM90 207H91V206H90ZM90 207H89V208H90ZM197 207H198V206H197ZM4 208H5V207H4ZM33 208H34V207H33ZM60 208H61V207H60ZM60 208H59V209H60ZM80 208H81V206H80ZM126 208H127V207H126ZM129 208H130V207H129ZM137 208H138V207H137ZM191 208H192V207H191ZM240 208H241V207H240ZM1 209H2V208H1ZM34 209H35V208H34ZM59 209H58V210H59ZM63 209H64V208H63ZM69 209H70V208H69ZM131 209H133V207H132ZM223 209H224V208H222V210H223ZM38 210H40V209H38ZM60 210H61V209H60ZM60 210H59V212H60ZM35 211H37V209H36ZM68 211H70V210H68ZM112 211H113V209H112ZM122 211H124V210L122 209ZM130 211H134V210H130ZM130 211H129V212H130ZM219 211H220V210H219ZM223 211H224V210H223ZM59 212H58V214H59ZM63 212H64V211H62V213H63ZM65 212H67V211L65 210ZM74 212H75V211H74ZM114 212L116 213L117 211H113V213H114ZM31 213H32V212H31ZM39 213H40V212H39ZM35 214L38 215V213H35ZM44 214H45V213H44ZM56 214H57V213H56ZM63 214H64V213H63ZM63 214H62L61 217H63ZM128 214H129V213H128ZM60 215H61V214H60ZM64 215H66V214H64ZM71 215H73V214H71ZM75 215H76V214H75ZM80 215H81V214H80ZM80 215H79V216H80ZM84 215H86V214H84ZM140 215H141V214H140ZM206 215H207V214H206ZM45 216H46V215H45ZM56 216H57V215H56ZM67 216H68V215H67ZM73 216H74V215H73ZM116 216H118V215H116ZM119 216H120V215H119ZM145 216H147V217L144 218ZM47 217H48V216H47ZM65 217H66V216H65ZM124 217H125V216H124ZM127 217H128V215H127ZM129 217H130V215H129ZM129 217H128V219H129ZM43 218H44V217H43ZM53 218H54V217H53ZM55 218H56V217H55ZM55 218H54V219H55ZM130 218H131V217H130ZM45 219H46V218H45ZM87 219H88V218H87ZM131 219H132V221H133V217H132ZM131 219H130L129 221H131ZM46 220H47V219H46ZM48 220H50V219L48 218ZM71 220H72V219H71ZM50 221H52V220H50ZM137 221H138V220H137ZM142 221H143V220H142ZM223 221H224V218H223ZM57 222H58V221H57ZM87 222H88V221H87ZM138 222H141V221H138ZM50 223H51V222H50ZM52 223L55 224L54 221H53ZM63 223H64V222H63ZM60 224H61V223H60ZM87 224H88V223H87ZM131 224H132V223H131ZM61 225H62V224H61ZM96 225H97V224H96ZM137 225H140V224L138 223ZM63 226H64V225H63ZM97 226H98V225H97ZM118 226H119V225H118ZM55 227H56V225H55ZM60 227H61V226H60ZM60 227H59V228H60ZM56 228H57V227H56ZM79 228H80V227H79ZM79 228H78V229H79ZM0 229H1V228H0ZM60 229H61V228H60ZM63 229H64V231L66 230L64 227H63ZM90 229H91V228H90ZM94 229H95V228H94ZM151 229H152V228H151ZM67 230H68V229H67ZM67 230H66V231H67ZM73 230H74V229H73ZM1 231H3V230H1ZM75 231H76V230H75ZM152 231H157V229L153 228ZM254 231H255V230H254ZM126 232H127V231H126ZM132 232H133V231H132ZM238 232H240V231H238ZM241 232H242V231H241ZM64 233H65V232H64ZM74 233H75V232H74ZM118 233H120V230H119ZM128 233H129V232H128ZM133 233H134V232H133ZM50 234H51V233H50ZM65 234H67V233H65ZM76 234H77V233H76ZM96 234H97V232H96ZM135 234H136V233H135ZM135 234H134V235H135ZM254 234H256V233L254 232ZM0 235H1V233H0ZM2 235H3V234H2ZM2 235H1V236H2ZM61 235H62V234H61ZM63 235H64V234H63ZM67 235H70V234L68 233ZM116 235H117V234H116ZM251 235H252V234H251ZM256 235H257V234H256ZM71 236H72V234H71ZM79 236H80V235H79ZM136 236H137V235H136ZM238 236H239V235H238ZM246 236H247V235H246ZM64 237H65V236H64ZM69 237H70V236H69ZM69 237H68V238H69ZM73 237H74V236H73ZM142 237H143V236H142ZM239 237H240V236H239ZM248 237H249V236H248ZM2 239H3V238H2ZM4 239H5V238H4ZM71 239H72V238H71ZM73 239H74V238H73ZM91 239H93V238H91ZM91 239H90V240H91ZM135 239L138 240L137 238H134V240H135ZM10 240H11V239H10ZM69 240H70V239H69ZM75 240H76V239H75ZM77 240H78V239H77ZM136 240H135V241H136ZM242 240H243V239H242ZM71 241H72V240H71ZM86 241H87V240H86ZM143 241H144V239H143ZM149 241H150V240H149ZM246 241H247V240H246ZM8 242H10V241H8ZM8 242H7V243H8ZM11 242H12V241H11ZM63 242H64V239H63ZM73 242H75V241L73 240V241H72V244H73ZM77 242H78L77 244L80 246V244H79L80 241L78 240ZM120 242H121V241H120ZM151 242H152V241H150V243H151ZM233 242H234V241H233ZM254 242H255V241H254ZM4 243H6V242L4 241ZM60 243H61V242H60ZM14 244H15V243H14ZM54 244H55V243H54ZM65 244H66V242H65ZM65 244H64V246H65ZM77 244H75V245H77ZM152 244H153V243H152ZM152 244H151V245H152ZM242 244H244V243H242ZM75 245H74V246H75ZM85 245H86V244H85ZM104 245H105V244H104ZM104 245H102V246H104ZM151 245H150V246H151ZM9 246H10V245H9ZM23 246H24V244H23ZM27 246H28V245H27ZM74 246H73V247H74ZM152 246L155 247V244H153ZM18 247H19V246H17V248H18ZM54 247H55V246H54ZM67 247H68V246H67ZM86 247H89V246L86 245ZM245 247H246V246H245ZM7 248H8V247H7ZM11 248H12V247H11ZM13 248H14V247H13ZM21 248L24 249L25 247H21ZM21 248H19V249H21ZM74 248H75V250L80 249V248H77V249H76V246H75ZM104 248H105V247H104ZM106 248H107V247H106ZM239 248H240V247H239ZM14 249H15V248H14ZM46 249H47V248H46ZM65 249H66V248H65ZM69 249H71V248H69ZM255 249H257V248H255ZM10 250H11V249H10ZM27 250H28V249H27ZM53 250H54V249H53ZM67 250H68V249H67ZM85 250H86V249H85ZM237 250H238V249H237ZM251 250H252V249H251ZM19 251H20V250H19ZM21 251H23V250H21ZM30 251H31V250H30ZM49 251H50V250H49ZM63 251H64V250H63ZM70 251H71V250H70ZM70 251H69V252H70ZM103 251H105V249H104ZM103 251H102V253H104ZM106 251H107V250H106ZM106 251H105V252H106ZM166 251H168V250H166ZM8 252H9V251H8ZM10 252H11V251H10ZM10 252H9V253H10ZM12 252H13V250H12ZM26 252H27V251H26ZM66 252H67V251H66ZM69 252H68V253H69ZM73 252H74V251H73ZM77 252H78V251H77ZM188 252H189V251H188ZM2 253H3V252H2ZM6 253H7V252H6ZM40 253H41L40 255H42V251H41ZM46 253H47V250H46ZM74 253H75V252H74ZM106 253H108V251H107ZM109 253H110V252H109ZM171 253H172V251H171ZM194 253H195V252H194ZM250 253H251V252H250ZM253 253H254V252H253ZM4 254H5V253H4ZM14 254H15V253H14ZM28 254H29V253H28ZM43 254L45 255V253H43ZM56 254H57V253H56ZM58 254H59V253H58ZM70 254H72V253H70ZM95 254H96V253H95ZM191 254H193V253L190 252V255H191ZM7 255H8V254H7ZM50 255H51V253H50ZM60 255H61V254H60ZM75 255H76V254H75ZM106 255H107V254H106ZM155 255H156V254H155ZM169 255H170V254H169ZM239 255H240V254H239ZM246 255H247L248 258H250V257L248 256V254H246ZM3 256H4V255H3ZM61 256H62V255H61ZM67 256H68V255H67ZM67 256H66V257H67ZM69 256H70V255H69ZM96 256H98V255H96ZM4 257H6V256H4ZM15 257H16V256H15ZM44 257H46V255H45ZM44 257L42 256V258H44ZM48 257H51V256H48ZM55 257H56V256H55ZM55 257H53V258H55ZM58 257H59V256H58ZM83 257H84V256H83ZM245 257H246V256H245ZM1 258H2V257H1ZM7 258L9 259V256H8ZM7 258H6V259H7ZM88 258H89V257H88ZM243 258H244V257H243ZM243 258H242V259H243ZM4 259H5V258H4ZM16 259H17V261H18V258H16ZM39 259H40V258H39ZM73 259H74V257H73ZM79 259H80V258H79ZM242 259H241V262H242ZM2 260H3V259H2ZM50 260H51V259H49V262H50ZM52 260H53V259H52ZM69 260H70V259H69ZM77 260H78V259H77ZM82 260H83V259H82ZM87 260H89V259H87ZM110 260H112V259H110ZM237 260H238V259H237ZM262 260H263V259H262ZM11 261H12V260H11ZM43 261H44V260H43ZM55 261H56V260H55ZM62 261H64V260H62ZM70 261H71V260H70ZM70 261H69V262H70ZM90 261H91V260H90ZM107 261H108V260H107ZM243 261H244V260H243ZM24 262H25V261H24ZM24 262H23V263H24ZM75 262H76V261H75ZM86 262H87V261H86ZM88 262H89V261H88ZM1 263H2V262H1ZM25 263H27V262H25ZM45 263L48 264V261H47L46 259H45ZM50 263H51V262H50ZM62 263H63V262H62ZM66 263H67V261H66ZM190 263H191V262H190ZM221 263H222V262H221ZM246 263H247V261H246ZM2 264H3V263H2ZM27 264H28V263H27ZM63 264H65V263H63ZM67 264H68V263H67ZM69 264H70V263H69ZM71 264H72V263H71ZM90 264H91V263H90Z\"/></svg>",
	"mask_w": 264,
	"mask_h": 264
}]
</instances>
